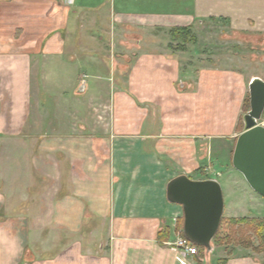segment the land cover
Here are the masks:
<instances>
[{
  "label": "crops",
  "instance_id": "obj_1",
  "mask_svg": "<svg viewBox=\"0 0 264 264\" xmlns=\"http://www.w3.org/2000/svg\"><path fill=\"white\" fill-rule=\"evenodd\" d=\"M213 20L264 37V0H0V264H213L166 198L241 131L245 74L169 34Z\"/></svg>",
  "mask_w": 264,
  "mask_h": 264
},
{
  "label": "rangeland",
  "instance_id": "obj_2",
  "mask_svg": "<svg viewBox=\"0 0 264 264\" xmlns=\"http://www.w3.org/2000/svg\"><path fill=\"white\" fill-rule=\"evenodd\" d=\"M192 34L194 35L193 40L184 43L178 40L180 42L176 46L184 47L186 44L192 42L194 45H197V49L199 48L204 53L203 60H205L208 66L215 65L230 69L234 68L245 74L243 97L236 123V129L241 130L243 127L242 115L245 113L243 111L244 105H246L245 99L247 97L249 99L246 82L249 76L255 73L264 75V37L262 35L236 33L227 26L226 22L214 20L207 22L205 26L200 28L197 34L193 31ZM179 49L181 48L179 47ZM86 113L87 111L84 109L81 111L82 116H85ZM239 121L241 122L240 124ZM259 122L264 124L263 115ZM223 137L221 139L222 142L218 140L213 141L211 161L214 166V172H210L209 177L216 178L220 183L226 213L223 214L222 225L219 228L218 238L220 241H211V245L215 246L217 250L214 249V251L210 252L209 258L211 263L214 264L219 259H227L230 256L250 255L264 262V250L260 246L261 241L259 238L248 231L243 224H231L230 221L228 222V219L243 217L264 218V198L257 193H254L252 197H245L242 194L243 192L240 190L239 183H243V176L231 164L232 152L237 136L232 138ZM200 147L203 149V145H200ZM207 154L209 155V152ZM205 161H210V159ZM202 163H200V167L198 168L201 171L198 172L200 173L199 176H207V173H205L207 171L203 169ZM215 171H218L220 175H216ZM243 209L246 210L244 211ZM229 213H247V215L232 216ZM231 232H234L236 238H239L241 235L243 239L239 242V239L226 238Z\"/></svg>",
  "mask_w": 264,
  "mask_h": 264
},
{
  "label": "water",
  "instance_id": "obj_3",
  "mask_svg": "<svg viewBox=\"0 0 264 264\" xmlns=\"http://www.w3.org/2000/svg\"><path fill=\"white\" fill-rule=\"evenodd\" d=\"M248 96L249 109L242 116L243 129L236 137L231 164L249 187L264 198V124L259 122L264 111L262 78L250 79ZM166 198L182 207V235L210 251L224 210L220 183L179 174L167 182Z\"/></svg>",
  "mask_w": 264,
  "mask_h": 264
},
{
  "label": "trees",
  "instance_id": "obj_4",
  "mask_svg": "<svg viewBox=\"0 0 264 264\" xmlns=\"http://www.w3.org/2000/svg\"><path fill=\"white\" fill-rule=\"evenodd\" d=\"M170 37L172 40H180L182 43L186 42V41H191L194 39V35L192 34V30L190 27H176V28H172L169 31ZM177 47V46H176ZM180 48H183V46H179ZM177 47V48H179ZM246 100V105H244V109L243 111L246 112L248 110V102L249 99L248 97L245 99ZM263 118H264V111H263ZM243 116V115H242ZM241 122L239 121V124ZM242 131V128H241ZM222 221H223V216L221 218V222H220V226L222 225ZM230 221L231 224H243V226H245L247 228L248 231H250L252 234H254L255 236H257L259 238V240L261 241L260 246L262 247V250H264V218H238V219H228V222ZM182 225H183V216L177 221L175 229H177L178 231H180L181 235H182ZM216 233V235L214 236L213 240H219L218 238L219 236V229ZM166 234V235H165ZM159 236V240H164L167 237V230L159 232L158 234ZM218 238V239H217ZM226 238H230L233 240H238L239 242L241 241V239H243V237L240 235L239 238H236L234 232H231V234H229ZM198 249L199 254H203L204 252V247L194 244ZM248 245V244H247ZM259 249V248H258ZM227 259L223 258V259H219V261L217 262V264H226Z\"/></svg>",
  "mask_w": 264,
  "mask_h": 264
},
{
  "label": "built area",
  "instance_id": "obj_5",
  "mask_svg": "<svg viewBox=\"0 0 264 264\" xmlns=\"http://www.w3.org/2000/svg\"><path fill=\"white\" fill-rule=\"evenodd\" d=\"M86 77V75H83ZM173 248L180 249L184 254L197 255L198 249L195 245L192 244L187 238L183 235H178L174 242L169 243Z\"/></svg>",
  "mask_w": 264,
  "mask_h": 264
}]
</instances>
